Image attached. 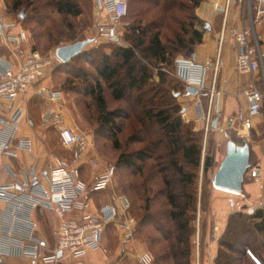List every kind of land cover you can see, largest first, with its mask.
I'll return each mask as SVG.
<instances>
[{
	"label": "rangeland",
	"instance_id": "rangeland-1",
	"mask_svg": "<svg viewBox=\"0 0 264 264\" xmlns=\"http://www.w3.org/2000/svg\"><path fill=\"white\" fill-rule=\"evenodd\" d=\"M17 1L0 0L3 20L24 29L28 33L32 48L44 55L54 51L61 44L70 46L96 37L95 28L99 22V17L95 12V0H72L79 3L83 9V14L79 17L58 13L54 4L59 0H20L23 4L19 9H15L14 3ZM240 1L245 9L246 20H249L248 0ZM250 18L257 22L255 16ZM132 21L131 14L123 22L119 29V42L88 45L84 51H90L91 61L76 60L69 65L63 63L56 67L52 73V87L62 92L63 98L60 105L64 120L68 125L75 127L79 134H87L92 139L89 154L82 164L79 162L84 179L92 184L95 177L104 169L110 166L116 167L115 177L108 189L94 197L95 209L100 210L103 206L111 204L118 206L117 208L121 211L117 219L118 223L124 219V213L136 220L134 240L128 245L133 258H126V264H139L137 254L142 252L150 253L154 258V264L157 262V257L164 252L167 253L168 258L162 264H194L195 241L198 230L203 264H253L246 254L247 250H252L264 263V223L261 224V219L254 222L249 219L257 211L264 213L263 199L258 198L246 202V199L241 196L238 198L237 195L230 197L224 194L222 199H216V202L221 201L223 203L221 206L223 208L220 207L221 210L218 213L219 218L214 216L212 206L213 178L226 157L228 141L235 140L238 145H249L251 160L254 164L257 163V157L253 147L255 142H260L257 151L264 162V116L262 115L256 128L257 132L251 131L250 136H247L246 139H240L233 131H228L226 135H222L217 129H207L204 122V111H207L209 97L205 96L203 99L202 96V103L199 107H195L193 102L187 104V101L182 100L187 92L183 91L175 67L171 72L165 70L169 75V81L173 80L170 86L174 87L178 94L175 103L180 106V112L177 116L181 118L183 124L190 125L193 132L201 136L202 157L204 158L208 153L213 159V166L205 177L202 168L198 172L190 167L186 169V171L197 175V203L195 214H189L192 218L189 227L191 232L188 228L187 234H184V231L180 230V221L171 220L170 214L173 208L167 198V193L170 190L175 191L174 194H178V176L169 164L166 147L164 145L157 147L156 145V142L163 136L162 130L144 116L147 108H149L150 88H153V83L156 84L160 80L157 75L159 70H153L154 76L144 88L145 92L141 94V104L136 102V98L140 94L137 90L127 92L124 100H117L114 97L113 88L100 78L97 71L104 56H110L113 65L122 63V60L117 57V53L120 48L130 47L128 37L131 32L128 24ZM254 36L257 38L259 36L255 29ZM2 53L7 59L11 54L7 48H2ZM125 73V69L120 71L119 80L123 84H128L129 80ZM97 83L102 86V94L105 100L104 111H102L97 97L92 95V89ZM166 88L165 84L164 89ZM42 102L37 106L42 109L37 110V116L34 115L37 117L34 120L40 133H42L38 137L39 148L48 153H54L69 163L75 162L74 152H68L61 147L57 129L51 125H45L43 122L40 115L50 107L44 101ZM144 105L145 107H143ZM191 106L194 109L193 115L186 116L184 110ZM108 113H118L122 116L120 118L115 117V123L121 128V132L116 137L109 133L108 126L105 125L104 120L109 117ZM212 116L215 119L214 109ZM200 120H203L204 124L201 122L202 125L198 128ZM144 150L148 151V157L153 155L154 158L146 157V164L143 163V165L138 162V168L143 167L142 174H137L131 169H125L118 164L121 155ZM157 156L161 157V160L158 161ZM94 163H97L98 166L95 167ZM149 176H153V181H146ZM163 180L169 181L171 184L169 190H166L167 192H165L166 186H164ZM247 183H251V181L246 177L245 184ZM245 190H248L247 186ZM256 190L258 192L257 188ZM178 196L176 204L186 205V200L180 195ZM232 201L238 202L239 207H232ZM149 206L152 215L151 223L145 222V227L140 228L139 223L141 219H145L144 217L147 216ZM126 207L128 210L125 211ZM249 208H253L255 212L252 213ZM238 214L243 215V219L240 222L232 221ZM231 224L233 232H228ZM44 229L50 236L47 223L44 224ZM216 229L218 230L216 231ZM164 233L170 235L169 240L165 239ZM154 239H158L159 243H156ZM225 242L231 243L233 250L222 245ZM104 246L108 247L110 251L117 250L118 247H126L116 223L108 225L104 236ZM188 247H191L190 256L185 254ZM118 259L116 258V260ZM2 264L29 263L14 260ZM60 264H73V262L64 261Z\"/></svg>",
	"mask_w": 264,
	"mask_h": 264
},
{
	"label": "built area",
	"instance_id": "built-area-1",
	"mask_svg": "<svg viewBox=\"0 0 264 264\" xmlns=\"http://www.w3.org/2000/svg\"><path fill=\"white\" fill-rule=\"evenodd\" d=\"M95 3L99 22L92 43L119 42V29L128 16L129 0H95ZM231 4L232 0H227L226 9ZM248 6L251 17L255 15L256 21L264 17V0H248ZM220 9L219 5H215V10ZM255 23V20L252 21L251 28H232L229 31L238 48L237 71L249 77L248 85L242 92L248 113L241 119L229 118L225 123L218 122L216 129L223 134L232 130L239 137H247L253 128V119L264 116V56L254 36ZM224 41L223 33L220 43ZM63 47L66 45L61 44L46 55L33 49L28 33L13 23L5 22L0 9V175L8 171L11 177L10 182L0 183V262L14 257L29 260L31 264H58L63 257L83 259L91 252L106 255V227L114 223L118 225L126 247L134 240L137 224L134 218L124 213V219L118 223L121 211L116 206L105 205L100 210L92 208L91 194L108 189L115 177L116 167H107L92 184L86 183L82 178L81 164L91 150L92 139L65 126L62 113L48 110L42 119L45 125L57 128L62 147L74 152L75 162L69 163L52 155L49 164L42 170L32 164L18 173L4 162V159L19 160L21 151L35 159L33 139L20 137L19 134L26 115L19 99L38 86V94L45 101L58 103L62 100V93L45 86L44 82L49 79L55 65L64 63L57 55L58 49ZM2 48L9 49L11 60L4 56ZM175 64L178 77L188 88L207 91L210 107L204 121L207 129L213 128L215 119L212 112L217 93L214 86L207 90V71L214 67L216 73L218 61L199 65L191 59H177ZM238 122L240 128L237 127ZM94 166L97 167V163ZM262 172L264 164H257L249 169L247 177L260 183ZM238 195L245 198L242 193ZM231 205L239 207L238 202L232 201ZM249 210L255 212L253 208ZM37 212L56 220L53 248L39 236V224L34 216ZM195 244L194 264H203L199 230ZM137 260L139 264H154V258L148 252L137 254ZM109 264H120V261L114 260Z\"/></svg>",
	"mask_w": 264,
	"mask_h": 264
},
{
	"label": "trees",
	"instance_id": "trees-1",
	"mask_svg": "<svg viewBox=\"0 0 264 264\" xmlns=\"http://www.w3.org/2000/svg\"><path fill=\"white\" fill-rule=\"evenodd\" d=\"M202 2L203 0H129V12L124 22L132 14L133 21L128 24L131 32L128 37L130 47L118 50L117 57L122 60V63L113 65L111 57L104 56L100 67L97 69L100 78L113 88L114 97L117 100H124L127 92L137 90L140 94L137 96L136 102L140 104L142 103L141 94L145 92L144 88L154 76L153 70H159L157 75L160 80L156 84L153 83V88H150L149 108H147L144 116L162 130L163 136L156 142V145L157 147L162 145L166 147L169 164L178 176V194H174L175 191L170 190L167 193V198L173 208L170 214L171 220L180 221V230L184 231V234H187L192 222L189 214H195L197 203V175L186 171V169L190 167L198 172L202 168L205 177L213 166V159L208 153L204 158L202 157L201 136L195 134L193 128L190 125L183 124L181 118L177 116L180 112V106L175 103L178 94L175 88L170 86L173 80L169 81L167 71L171 72L174 61L178 56L182 55L190 58L195 53L196 47L202 44L203 34L197 29L198 26L202 25V22L195 15V9ZM22 4L18 0L14 3V8L19 9ZM54 8L58 13L71 17H79L83 14V9L79 3L72 0H59L54 4ZM90 57V51H83L66 65L76 60L89 62L91 61ZM58 66L56 65L54 70ZM122 69L126 70L128 84H123L119 80ZM180 83L183 91L186 92L187 85L182 81ZM165 84L166 89H164ZM92 95L97 97L102 111H104L105 100L100 83H97L95 88L92 89ZM108 115L109 117L104 120L105 125L108 126L109 133L116 137L121 132V128L115 123V117L120 118L122 116L118 113H108ZM234 142L237 144V141L234 140ZM154 150L157 151V149ZM147 152L144 150L123 154L119 158L118 164L125 169H131L136 171L137 174H142L143 167L138 168V162L142 165L143 163L146 164ZM148 158L153 159L154 156L151 155ZM156 159L159 161L161 157L157 156ZM250 163L251 168L256 165L252 163V160ZM146 181H153V176H149ZM163 184L166 186L165 192H167L166 190H169L171 184L169 181L165 182L164 180ZM178 195L186 200V205L176 204ZM147 211V216L144 217L145 219H141L139 223L140 228L145 227V222L151 223L150 206ZM243 217V215L238 214L232 221L240 222ZM249 219L253 222L261 219V224H263L264 213L257 211ZM189 232H191L190 228ZM228 232H233L232 224ZM164 237L166 240L170 239L168 233H164ZM154 241L159 243L158 239H154ZM222 245H226L228 249L233 250L231 243L225 242ZM190 253L191 247H188L185 254L190 256ZM246 254L253 264H264L252 250H247ZM167 258L168 255L164 252L157 257L156 264H162Z\"/></svg>",
	"mask_w": 264,
	"mask_h": 264
},
{
	"label": "crops",
	"instance_id": "crops-1",
	"mask_svg": "<svg viewBox=\"0 0 264 264\" xmlns=\"http://www.w3.org/2000/svg\"><path fill=\"white\" fill-rule=\"evenodd\" d=\"M226 2L227 0H203L200 6L195 9V15L202 22V25L198 26L197 29L203 34V42L202 44L196 47L195 53L190 58L180 55L174 61L175 71H177L176 64H175L177 59H191L193 62L199 65H204L208 61H211L213 63H216L218 61L219 68L216 73H215L214 67L210 68L207 71V90L210 89L212 86L215 87L217 96L214 99L213 109H214L215 116H216L215 120H217L219 123H225L229 118L241 119L245 117L248 113V105L246 103V100L242 96V92L248 85L249 77L242 76L237 71L238 48H237L235 41L231 38L229 31L232 28H241V27L251 28L252 26V21L250 18L251 15L249 13V7H248L247 11L249 13L248 14L249 20H246L245 9L240 0H233V4H231V6L227 9H226ZM215 5H219L221 9L215 10ZM263 22H264V17L261 20L259 19V21L255 23V32L259 35L257 40L260 44L261 52L264 56ZM223 33L225 34V41L222 44L220 43V39ZM9 59L11 60V54L8 60ZM54 67L52 71L50 72L49 79L46 80L44 84L50 89L54 91H58L51 85L52 84V73L54 71ZM58 92H61V91L59 90ZM202 96H203V99H205V96H208L207 91L205 92L198 91L197 94H189L187 92L186 96H184V98L182 97V100L187 101L188 102L187 104H189L190 102H193L195 104V107H199L200 104L202 103V99H201ZM38 101L40 102L44 101L46 104H48V106L50 107L48 110H53L57 113H62L64 125L73 129L75 132H77L75 127L68 125L66 121L64 120V114L61 109L62 106L60 105L61 101L58 103L47 102L42 97H40V95L38 94V86L32 88L27 93V95H25V97H21L19 99V105L24 108L25 114H26L25 118L22 120L21 129H20L19 134H20V137L33 139L34 145H35V150H34L35 159L32 160V158L23 151L19 152V157H20L19 160L4 159L5 164L12 166V168L17 173L27 169L32 164H35L37 169L40 171L43 168H45L47 164H49V161L52 155H55L54 153H48L47 151H44L43 149L39 148L38 137L39 135H42V133H40V130L38 129V125L36 121L34 120V118H37L36 117L37 110L42 109V108L37 107L40 104V102ZM209 107H210V98H209V104L206 107L207 111H204V116L207 114L206 112H208ZM48 110L46 109L44 113L47 112ZM184 111L186 113V116H188L189 114H192L194 112L193 106L188 107ZM34 115L36 116L34 117ZM261 118H262V115L257 116L253 119V128L251 129V131L257 132L256 128L259 122L261 121ZM201 122L203 123V120H200L198 122V128H200V126L202 125ZM236 124H237V127L239 128L241 127V124L239 122ZM42 126L46 127L44 125ZM52 127H55V126L52 125ZM55 129L57 128L55 127ZM229 131H232V130H229ZM57 133H58V130H57ZM227 133L228 131L224 135H226ZM244 133L248 134L246 131ZM221 134L223 135V133ZM249 136H250V133H249ZM58 138H59V133H58ZM239 138L246 139L247 137H239ZM259 145H260V142H255V145L253 147V150L257 157L256 165L264 164L262 158L260 157V153L257 151V147ZM65 150L68 152H71V150H67V149ZM82 178L86 183L91 184L90 181L88 182V180L84 179L83 172H82ZM261 178H262V181L260 183L249 179L251 183L244 184L242 194L245 195L246 202H250L251 200H257L258 198L260 200L263 199L264 201V173L263 172H262ZM10 181H11V177L8 171H3L0 175V183H8ZM246 186L248 187V190H245ZM256 188L258 189V192ZM98 194L100 193L91 194L90 196L91 201H92V208L94 210H96L94 206V197ZM224 194L230 197L232 195H236L233 193H229L226 191L216 189L212 185V206L214 208L213 214L214 216L218 218H219L218 213L220 212L221 208H223L221 207L223 203L221 201L216 202V199L217 198L222 199ZM237 197L239 198L238 195ZM34 216H35L36 221L39 224V236L47 240V242L50 244L52 248L55 247V239H54L53 232H54L56 220L52 216L45 214V213L37 212L34 214ZM45 223H47V225L49 226L50 236L47 235L46 230L44 229ZM106 249L108 250V253L106 255L102 253L91 252L83 259L63 257L62 260L58 264L64 261H70V262H73V264H109L110 262L116 260V258H119L118 260L120 261V264H126V261H125L126 258L128 257L133 258L131 255L132 253L130 254L131 250L129 251L130 247H125V249H123L122 247H118L117 250H113V251H110L108 247H106ZM14 260H19V261L27 262L31 264L29 260L17 259L14 257L6 259L3 262H0V264L6 261H14Z\"/></svg>",
	"mask_w": 264,
	"mask_h": 264
},
{
	"label": "water",
	"instance_id": "water-1",
	"mask_svg": "<svg viewBox=\"0 0 264 264\" xmlns=\"http://www.w3.org/2000/svg\"><path fill=\"white\" fill-rule=\"evenodd\" d=\"M23 17V16H22ZM92 43L91 39L58 49L57 55L68 63L80 55L85 48ZM189 94H197L198 89L188 88ZM218 121L213 122V128H217ZM251 149L249 145H238L234 141H228L226 157L213 178V186L228 192L241 194L244 181L251 168Z\"/></svg>",
	"mask_w": 264,
	"mask_h": 264
},
{
	"label": "bare ground",
	"instance_id": "bare-ground-1",
	"mask_svg": "<svg viewBox=\"0 0 264 264\" xmlns=\"http://www.w3.org/2000/svg\"><path fill=\"white\" fill-rule=\"evenodd\" d=\"M216 188V187H215ZM218 189V188H217ZM219 190H222V189H219ZM222 191H225V190H222ZM226 192H228V191H226ZM229 193H232V192H229ZM233 194H236V193H233ZM236 195H238V194H236ZM239 196V195H238Z\"/></svg>",
	"mask_w": 264,
	"mask_h": 264
}]
</instances>
